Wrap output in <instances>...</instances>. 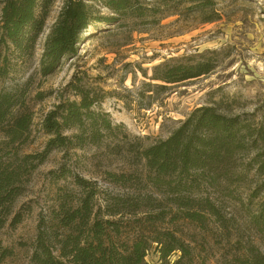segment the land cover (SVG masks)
<instances>
[{"label":"trees","instance_id":"16d2710c","mask_svg":"<svg viewBox=\"0 0 264 264\" xmlns=\"http://www.w3.org/2000/svg\"><path fill=\"white\" fill-rule=\"evenodd\" d=\"M215 1L161 0V5L186 2L195 12L208 16L204 19L208 23L217 17ZM54 2L2 0L0 81L7 79L9 73L8 57L2 51L12 49L30 58ZM101 2L110 15L96 18L92 6L84 0H64L43 45L39 62L42 77L54 74L63 59L76 55L80 36L95 23L110 25L121 15L151 23L162 16L159 8L144 7L139 0ZM215 68L208 61L157 65L150 80L160 84L145 86L156 91L167 90L172 85L206 76ZM64 90L70 96L59 94V103L41 122L48 137L43 151L21 154L22 147L30 142L33 120L25 101L26 88L21 93L14 88H0V231L7 225L15 227L21 223L22 214L13 213V206L23 195L33 172L57 150H63L65 156L72 153L74 157L88 148L119 156L124 152L133 154L132 166L141 169L136 178L150 183L155 192L140 199L125 186L134 171L133 175L129 170L118 174L107 171L104 175L108 182L125 190L98 203L102 193L95 182L71 172L63 162L53 180L69 181L71 187H57L56 209L50 213L49 224L41 220L37 226L30 264H149L146 257L152 249L158 254L159 264H205L199 251L174 231L159 230L158 225L165 223L167 216L170 223L184 219L195 224L210 233L217 244L221 245L218 237L225 240L220 254L224 264H264V252L259 246L252 241L242 243L231 232L234 223L221 213L216 198L200 194L193 197L201 182L219 191V195L232 197L226 190L244 183L249 173L253 172L252 178H263L262 184L252 190V198L261 199L247 219L254 236L264 242V194L261 195L264 193V125L257 126L254 120L244 121L239 115L224 114L220 104L215 103L193 110L167 139L144 145L140 138L131 141L123 132L118 136L116 132L123 126L114 125L108 113L93 109L104 101L106 94L89 87L84 76L74 75ZM248 147L257 152L244 170L235 173L237 157ZM161 187L168 189L166 200L170 207L182 212L173 213L169 209L155 216L142 214V218H136L139 213H145L141 212L143 205L164 208L162 198H157L165 195ZM127 215L132 217L135 232L122 239L121 225ZM210 223L216 226V231L209 228ZM10 256L11 251L0 241V264ZM173 256L177 258L171 262Z\"/></svg>","mask_w":264,"mask_h":264},{"label":"rangeland","instance_id":"374dc122","mask_svg":"<svg viewBox=\"0 0 264 264\" xmlns=\"http://www.w3.org/2000/svg\"><path fill=\"white\" fill-rule=\"evenodd\" d=\"M139 1L144 7L159 8L162 12L160 20L147 23L143 19L121 15L110 25L95 23L80 36L76 55L63 59L57 71L50 76L40 75L39 62L44 42L64 0L53 3L30 58L20 56L12 49L2 51V55L8 57L9 73L7 79L0 81V88H14L20 93L26 88L25 101L33 114L30 142L22 147L21 154L43 151L48 137L42 131L41 122L46 113L59 103V94L69 95L64 87L74 75L84 76L89 87L106 94L104 101L93 109L108 113L114 125L123 126L116 134L120 136L123 132L131 141L134 137L140 138L144 145L167 139L193 110L215 103L220 104L219 109L224 114L239 115L244 121L254 120L255 125H264V0H216L214 9L217 17L208 23L204 22L208 16L195 12L186 2L163 6L161 0ZM84 2L92 6L94 17L110 15L101 0ZM201 61L213 63L215 70L206 76L172 85L167 90L156 91L145 86L160 84L150 80L157 65ZM256 152L248 147L240 154L235 173L244 170ZM134 161L133 154L126 152L119 156L88 148L74 157L72 153L65 156L63 150L54 151L30 176L23 195L13 206V213L20 211L22 214L21 223L15 227L7 225L0 231L2 246L11 251V256L1 264H30L37 226L41 220L49 224L50 213L56 209L57 187H71L69 181L53 180L63 162L71 172L95 182L102 193L98 199L101 203L108 196L125 190L108 182L104 175L107 171L118 174L129 170L132 175L134 171L125 186L140 199L155 192L150 183L136 178L141 169L132 166ZM252 176L253 172L248 174L244 183L226 190L232 197L219 195V191L203 182L193 197L200 194L216 198L221 213L234 223L230 230L235 237L242 243L252 241L264 252V242L254 236L247 219L261 199L252 198L251 194L255 186L262 184L263 178ZM166 190V187H161L160 191L165 195L157 197L162 198L164 208L143 205L141 212L145 213H139L136 218H142V214L155 216L169 209L173 213L182 212L170 207ZM168 221L167 216L165 223L158 225L159 230L174 231L199 251L201 262L224 264L220 254L225 240L218 237L221 245L217 244L210 233L187 220ZM209 228L216 231V226L211 223ZM121 230L122 239L127 234H134L131 216L123 218ZM176 258L173 256L170 261ZM146 261L159 264L154 249L148 252Z\"/></svg>","mask_w":264,"mask_h":264}]
</instances>
